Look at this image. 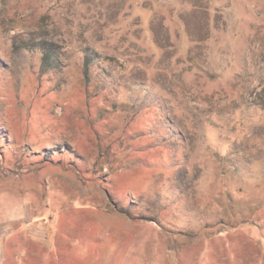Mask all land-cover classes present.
<instances>
[{"label":"rangeland","instance_id":"1","mask_svg":"<svg viewBox=\"0 0 264 264\" xmlns=\"http://www.w3.org/2000/svg\"><path fill=\"white\" fill-rule=\"evenodd\" d=\"M1 231L6 264H264V0H0Z\"/></svg>","mask_w":264,"mask_h":264},{"label":"crops","instance_id":"2","mask_svg":"<svg viewBox=\"0 0 264 264\" xmlns=\"http://www.w3.org/2000/svg\"><path fill=\"white\" fill-rule=\"evenodd\" d=\"M5 230L6 226H5ZM3 231L0 232V264H6L7 262V251L9 249L7 242L5 241Z\"/></svg>","mask_w":264,"mask_h":264}]
</instances>
